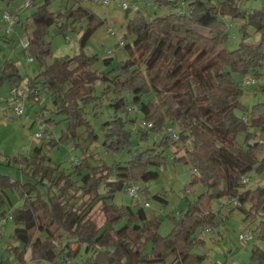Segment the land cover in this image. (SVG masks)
<instances>
[{
	"label": "trees",
	"instance_id": "16d2710c",
	"mask_svg": "<svg viewBox=\"0 0 264 264\" xmlns=\"http://www.w3.org/2000/svg\"><path fill=\"white\" fill-rule=\"evenodd\" d=\"M48 2L42 0L23 22L25 29L27 21L34 26L24 51L38 57L41 66L27 79L24 90L26 98L37 103L46 93L50 107L44 109L59 116L64 128L54 138L51 129L44 127L42 138L47 137V142L34 144L27 156H7L9 165L14 160L29 181L0 174L1 191L13 187L19 196V204L10 208L15 225L12 238L17 243L7 245L15 264H65L77 257L84 264H201L205 256L190 252L201 241L194 232L213 225L210 200L220 197L236 199L238 207L250 204L253 213L250 210L247 217L260 216L258 236L263 237L264 184L243 189L241 177L251 170L264 172V142L255 133H264V83H260L264 4L245 13L240 0H186L181 6L177 0H157L161 6L172 4L177 9L161 15L137 9L127 18L123 44H116L126 57L108 68L111 57L99 62L97 54L85 51L103 19L82 0H66L58 13L48 11ZM238 18L243 20L240 39L236 48L229 49L227 19ZM76 22H83L78 53L47 64L48 27L73 28ZM249 28L259 34L258 42L249 40ZM0 38L11 41L7 34ZM244 76L259 83L256 89L262 97L249 107L241 102V86L253 82L243 85ZM5 79H23L11 59L0 65V84ZM102 102L113 108V115L104 120L97 111ZM88 106L99 121L98 129L88 117ZM133 110L143 119L137 135L147 140L152 134V144L132 148L127 124ZM44 114L43 109L38 111L36 120L44 119ZM143 122L152 125L148 128ZM168 126L176 131V140L167 133ZM81 127L90 142H99V130L104 150L126 152V157L110 163L99 159L92 165L90 149L81 147L79 162L71 167L52 165L46 151L66 138L78 146ZM171 146L183 150L173 159L188 164L191 182L202 183L206 192L189 203L171 231L162 235L158 217H149L142 204L119 205L114 196L129 184L156 179L167 157L165 150ZM153 196L166 201L158 192ZM4 202L0 195V205ZM97 215L102 217L100 223ZM251 257L264 260V252L254 247ZM0 264L8 263L0 260Z\"/></svg>",
	"mask_w": 264,
	"mask_h": 264
},
{
	"label": "rangeland",
	"instance_id": "374dc122",
	"mask_svg": "<svg viewBox=\"0 0 264 264\" xmlns=\"http://www.w3.org/2000/svg\"><path fill=\"white\" fill-rule=\"evenodd\" d=\"M25 0H0V18L2 12L5 10L19 15L20 21L16 22L11 29V32L7 34L10 38V42H6L0 38V65L4 61L11 59L16 63L18 74L23 79H14L12 82L10 79H5L0 84V174L9 175L12 180H19L20 182L29 181L20 167L14 160L7 161L8 157H14L18 155L27 156L30 154V148L34 144H40L41 141L47 142L46 138L36 139L34 133L42 130V126L36 122L37 112L43 109L44 119L42 121L45 124V128L51 129L52 136L58 138L63 130V122L59 121L60 117L55 113L45 110L44 108L50 107V100L46 93H42L40 102H32L27 98H19L15 100L11 92L14 85H17L19 89H25L27 79L34 76L40 70V61L38 57L32 56V61H29L28 55L20 45L21 41L27 39L34 29L32 24L26 25L25 29L23 22H26V17L30 14L33 8L39 4L42 0H31L34 2V6L30 8L24 7ZM188 1V0H187ZM216 0H214L215 2ZM241 10L243 12L251 11L255 8H259L264 4V0H240ZM126 2L133 7L126 12L120 6V3ZM66 0H49L47 9L50 12L58 13L62 7H64ZM184 4L183 0H177V5ZM82 4L94 11L101 19L103 23L97 27L86 46V53L97 54L99 62L106 57L112 58V63L108 68L113 67L119 60L126 57V53L123 49H117L116 44L123 40V34L125 31V24L128 17L133 16L138 9H141L146 14L161 15L168 10H176L172 4L168 6H161L157 0H110V4L105 6L100 3H96L92 0H82ZM228 29L227 33L229 38L226 45L229 49L237 47L240 32L239 28L243 20L238 18L236 20L227 19ZM83 22H76L74 27L67 26L66 29H60L56 25L48 27L45 41L49 43L50 51L45 56V62L51 63L54 59H60L66 55L72 56L78 53V37L80 26ZM4 23L0 20V36L5 34L2 27ZM108 28L112 29V32L108 31ZM251 33L250 41L258 42L259 34L255 33L253 29L249 28ZM113 51L109 54L107 51ZM104 68H106L104 66ZM107 69V68H106ZM257 82V81H256ZM255 81L248 87L241 86L243 89V96L241 102L246 106H251L253 103L259 101L262 97L257 91L258 82ZM260 83H264V76L260 79ZM98 86V91H99ZM23 104V113L18 116L14 112V108L17 104ZM88 117L91 123H94L95 128L98 129L99 121H95V117L92 114L91 106L87 107ZM98 116L104 120L113 115V108L108 105L107 102H102L98 108ZM53 118L54 122H46V118ZM127 128H130L132 133L131 145L132 148L136 146L144 147L145 145L152 144V134L147 140H141L137 135L140 132L138 129L141 127L142 118L138 117L137 112L134 110L129 113ZM132 118L133 121H132ZM146 130V128H145ZM81 135L78 139V146L74 143L72 138H66L59 141L56 145L47 150V154L51 157L52 165H60L62 168L71 167V164L79 162L81 155V147H88L94 158L91 157L90 163L95 165L100 160H104L108 163L112 162L116 158L126 157V152H116V154L109 153L104 150L100 145L101 133L98 130L99 142H90L88 134L84 132V128L79 129ZM260 141L264 142V133L255 132ZM157 135V133H153ZM240 139L243 136L239 137ZM158 140V139H157ZM171 146L165 150L166 160L159 168V176L156 179L144 182H134V185L138 188V200L131 199L126 193V187L121 191L115 193L114 201L117 204H131L138 207L142 204L146 214L149 217L156 216L159 218L158 229L162 235L168 234L176 220L179 219V214L185 211L189 203L196 201L201 194L206 192L204 185L200 182H191L193 171L188 164H184L180 161L173 159V155H181L183 150ZM177 151V152H176ZM76 159L74 161L73 159ZM249 175V181L245 184L243 189H253L256 186L264 184V172L258 173L255 170H251L247 173ZM4 190V191H3ZM1 191L0 195L4 198L5 202L0 205V219L2 217V211H8L12 206L19 204V196L16 189L13 187H6ZM160 193L162 197L166 199L165 202L159 201L154 198L155 193ZM145 202L148 205H143ZM212 204V211L215 212L214 223L211 230L206 232L203 237H199L202 226L198 227L194 236L198 238L199 243L193 245L190 249L192 254H202L205 256L207 262H217L224 264H264V260H258L251 257V251L254 247H259L264 252V236H258V223L261 219L259 215L249 216L247 214L251 210L250 204L242 205L241 207H234L228 202L226 197L214 198L210 200ZM179 212V214H176ZM98 222L102 221L100 215L96 216ZM15 225L12 220L6 219L3 226L0 227V260H4L8 264H15V255L7 249L8 244H16V240L12 238V232ZM242 232H250V237L241 242L238 239V234ZM35 236L38 235L36 231H33ZM26 258L30 257V251L25 254ZM170 261V258L168 259ZM36 263L42 264L41 261ZM74 264H84L77 257ZM29 264H34L30 262Z\"/></svg>",
	"mask_w": 264,
	"mask_h": 264
},
{
	"label": "built area",
	"instance_id": "2783aa9c",
	"mask_svg": "<svg viewBox=\"0 0 264 264\" xmlns=\"http://www.w3.org/2000/svg\"><path fill=\"white\" fill-rule=\"evenodd\" d=\"M92 1H94L96 3H100V4L105 5V6L110 4V0H92ZM185 1L186 0H183L184 4L182 3V5H185ZM33 6H34V2L33 1H31V0H25L24 1V7L25 8H30V7H33ZM120 6L123 9H125V10L131 9L133 7L132 5L127 4L126 2L120 3ZM137 9H138V7H137ZM0 20L4 23V26L2 27L4 33L5 34H9L11 32V29L13 28L14 24L19 21V15L15 14V13H11V12L5 10L1 14ZM108 31L112 32V29L108 28ZM30 37H31V35H28L26 40L20 42V45L22 46V48L24 50L27 49L28 46H29ZM120 44L122 45L123 41L120 40ZM107 52L111 53V51H109V50ZM29 61H32V57H29ZM252 82H253V78L252 77L244 76L243 85H248V84H250ZM11 92H12V94L14 96V99L16 101L19 100V98H21V100L23 98H26V91L24 89H22V88L19 89V87L17 85H14L12 87ZM129 109H133V107L130 106ZM14 112H15L16 115L21 116L22 113H23V104L22 103L17 104L15 106V108H14ZM36 122L39 125H41L42 128H43L42 130L36 131L34 133V138L39 140V139H41L43 137V130H44L45 124L42 121V119L36 120ZM143 125L145 127L149 128L152 124L150 122H143ZM166 131H167L168 134H170L171 139H173V140L177 139V137H178L177 133H176V131L174 130V128L172 126H168L166 128ZM71 159L76 161V159H74L72 157H71ZM248 181H249V175L248 174L243 175L241 177V183L246 184ZM126 193L131 199L138 200V188L134 184L127 185ZM228 202L231 203L234 207L238 206L236 199H230V200H228ZM143 205L146 206L148 204L145 202V204H143ZM176 214H179V212H176ZM6 219H8V220H12L13 219L12 212H11L10 209H8V211H6L2 215V217L0 219V227L3 226V223L5 222ZM210 230H211V227H209V226L203 227L202 230L200 231L199 237L200 238L203 237L206 234V232H208ZM0 234H1V230H0ZM249 237H250V232H242V233L238 234V239L241 242H245ZM65 264H73V263L71 261H67Z\"/></svg>",
	"mask_w": 264,
	"mask_h": 264
},
{
	"label": "crops",
	"instance_id": "0c3cea01",
	"mask_svg": "<svg viewBox=\"0 0 264 264\" xmlns=\"http://www.w3.org/2000/svg\"><path fill=\"white\" fill-rule=\"evenodd\" d=\"M18 22H21V21H20V18H19V21H18ZM21 24H22V22H21ZM3 199H4V198H3Z\"/></svg>",
	"mask_w": 264,
	"mask_h": 264
}]
</instances>
